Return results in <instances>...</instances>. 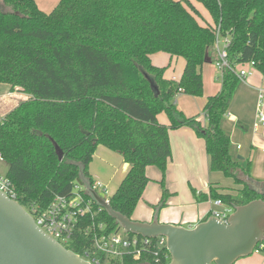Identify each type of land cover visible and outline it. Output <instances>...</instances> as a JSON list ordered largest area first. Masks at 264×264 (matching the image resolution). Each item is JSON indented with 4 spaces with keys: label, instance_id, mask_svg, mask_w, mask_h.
Returning a JSON list of instances; mask_svg holds the SVG:
<instances>
[{
    "label": "trees",
    "instance_id": "trees-1",
    "mask_svg": "<svg viewBox=\"0 0 264 264\" xmlns=\"http://www.w3.org/2000/svg\"><path fill=\"white\" fill-rule=\"evenodd\" d=\"M197 1L211 22L202 23L189 0H59L49 12L35 0H0V83L27 95L0 119V155L23 208L46 207L55 195L70 194L82 177L91 183L88 166L98 145L129 164L109 196L114 210L131 218L150 165L162 174L153 207L165 206L169 130L181 126L204 139L210 170L240 186L235 192L210 186L208 196L194 191L196 199L233 207L264 200L249 165L231 155L221 127L239 82L235 73L223 69L220 90L207 96L201 119L175 104L178 93L202 95L201 67L215 49L217 29L229 37L230 66L252 60L264 72V0ZM159 51L184 59L179 80L152 64L150 55ZM161 112L168 124L158 122ZM101 217L109 229L118 228L105 210ZM74 238L67 248L81 254L87 241ZM128 261L153 264L145 256Z\"/></svg>",
    "mask_w": 264,
    "mask_h": 264
},
{
    "label": "crops",
    "instance_id": "crops-1",
    "mask_svg": "<svg viewBox=\"0 0 264 264\" xmlns=\"http://www.w3.org/2000/svg\"><path fill=\"white\" fill-rule=\"evenodd\" d=\"M56 2L58 0L36 4L41 10L49 12ZM208 56L207 61L210 64L205 69L201 67L202 85L204 86L202 96H192L182 92L175 96L177 108L186 116L201 119L207 96L216 94L220 90L221 83L218 80L221 81V78L214 64L215 49ZM150 59L155 66L165 68L164 77L179 80L184 68L182 57H171L168 53L159 51L151 54ZM214 78L216 82L213 81ZM260 88H264V78L259 72L254 73L244 82L239 81L234 89L228 110L221 120V127L230 137L231 155L238 159L242 166L249 165L251 183L264 191V152L260 149L264 142V127L253 125L256 119ZM26 97L27 95L17 87L12 88L9 84L0 83V119L16 106L20 99ZM261 107L264 111V103H261ZM157 120L168 124V119L163 112L157 114ZM169 141L171 156L164 176L169 196L166 205L157 208L158 219L161 222L193 227L210 216L212 209L219 208L212 203L209 197L202 201L196 199L194 191L205 193L208 196L210 186L218 187V191L231 192H235L240 186L221 172L210 170L204 139L199 137L191 127L181 126L170 129ZM257 154H259L258 160ZM257 161L258 167H256ZM1 163L5 164L3 161H0ZM128 167L129 164L123 160L121 155L105 146L98 145L89 163L88 172L92 178L99 179L111 195L119 186ZM145 172L149 181L131 215V219L138 221L152 219L155 211L153 206L159 201L162 193L159 183L162 179L161 171L156 166L150 165L146 167ZM233 264H264V251L258 247L248 257L239 258Z\"/></svg>",
    "mask_w": 264,
    "mask_h": 264
},
{
    "label": "water",
    "instance_id": "water-1",
    "mask_svg": "<svg viewBox=\"0 0 264 264\" xmlns=\"http://www.w3.org/2000/svg\"><path fill=\"white\" fill-rule=\"evenodd\" d=\"M92 200L134 236L165 237L167 264H233L264 241V200L234 206L227 223L209 216L193 227L161 222L155 209L150 221L133 220L112 208L82 177ZM0 264H90L46 235L29 213L0 191Z\"/></svg>",
    "mask_w": 264,
    "mask_h": 264
},
{
    "label": "built area",
    "instance_id": "built-area-1",
    "mask_svg": "<svg viewBox=\"0 0 264 264\" xmlns=\"http://www.w3.org/2000/svg\"><path fill=\"white\" fill-rule=\"evenodd\" d=\"M229 42V37L220 36L217 29L214 43L215 67L220 78L223 69L228 68L235 73L239 81L244 82L259 71L252 60L230 66L226 50ZM259 73L264 78V72ZM258 101L253 125L264 127V111L261 107V103H264V88H260L258 92ZM260 149L264 152V142ZM2 160L0 155V161ZM91 179L92 189L97 193L98 191L104 193L106 196L102 197L109 201L110 193L107 187L99 179L92 177ZM0 191L16 201L11 181L1 172ZM212 203L219 208L212 209L210 216H215L221 222L227 223L234 207L224 204L219 199L213 200ZM25 210L46 235L66 249L73 243L76 234L83 236L87 242L82 245L81 254H77L90 264H130L129 259H139L143 256L151 257L153 264H167L170 260L165 237L134 236L119 226L115 230L109 229L108 224L101 217L104 209L92 200L81 181L74 182L70 194L55 195L46 207L41 208L37 204H31ZM262 246V244L258 245L259 248Z\"/></svg>",
    "mask_w": 264,
    "mask_h": 264
},
{
    "label": "rangeland",
    "instance_id": "rangeland-1",
    "mask_svg": "<svg viewBox=\"0 0 264 264\" xmlns=\"http://www.w3.org/2000/svg\"><path fill=\"white\" fill-rule=\"evenodd\" d=\"M48 0H36V3L37 4H43L44 2H46ZM57 1V0H56ZM59 1V0H58ZM191 2L194 4V6L197 8V10L199 11L200 15H201V22L202 23H205V22H211V19L209 17V14L208 12L205 10V8L203 7V5L198 2L197 0H191ZM57 4V2H56ZM207 59H209V56H207L203 62V65H202V68L205 69L209 64L210 62L207 61ZM213 81L216 82L215 78L213 79ZM220 83L221 81L218 80ZM203 90H204V86L202 85V94H203ZM202 96V95H200ZM259 159V154H257V160ZM262 165V164H261ZM256 167H258V161L256 163ZM5 168H6V164H0V172L1 173H4L5 172ZM98 194L105 197L106 195L104 193H101V191H98ZM122 233V231H120ZM123 234V233H122Z\"/></svg>",
    "mask_w": 264,
    "mask_h": 264
}]
</instances>
